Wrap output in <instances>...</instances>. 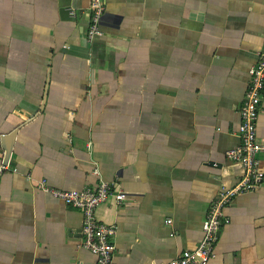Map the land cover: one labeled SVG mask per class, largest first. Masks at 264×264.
Segmentation results:
<instances>
[{
  "label": "crops",
  "instance_id": "crops-1",
  "mask_svg": "<svg viewBox=\"0 0 264 264\" xmlns=\"http://www.w3.org/2000/svg\"><path fill=\"white\" fill-rule=\"evenodd\" d=\"M89 6L0 0V163L2 136L19 128L7 161L16 171L0 176V264H95L81 212L42 180L114 182L125 202L95 212L117 227L112 264H167L196 248L219 189L242 176L225 153L239 144L264 46V0H107L92 42ZM258 159L264 174V151ZM224 216L207 264H264V180Z\"/></svg>",
  "mask_w": 264,
  "mask_h": 264
},
{
  "label": "built area",
  "instance_id": "built-area-1",
  "mask_svg": "<svg viewBox=\"0 0 264 264\" xmlns=\"http://www.w3.org/2000/svg\"><path fill=\"white\" fill-rule=\"evenodd\" d=\"M106 4L107 0H90L89 25L86 32L88 42L102 35L100 24ZM68 10L69 15L73 17L74 10L71 8ZM248 75V86L239 109L240 124L237 132L239 144L225 153L229 162L241 166L242 176L233 186L219 189L203 221V235L196 248L183 251L167 264H207L214 258L220 228L227 223L224 216L225 208L237 196L259 188L264 180L258 159L259 153L264 151V145L258 142L256 134L264 89V46L259 52L256 64L249 69ZM9 171L16 170L10 169L7 163H0V176ZM38 189L81 212V246L95 257V264H112L117 227L114 224L101 222L97 219L95 212L101 204L109 200H112L115 206H121L125 202V193L114 182L104 180L79 190L52 188L42 180ZM165 223L169 225L171 220L168 219Z\"/></svg>",
  "mask_w": 264,
  "mask_h": 264
},
{
  "label": "water",
  "instance_id": "water-1",
  "mask_svg": "<svg viewBox=\"0 0 264 264\" xmlns=\"http://www.w3.org/2000/svg\"><path fill=\"white\" fill-rule=\"evenodd\" d=\"M63 16L66 17L67 14H69V10L68 8L63 10ZM19 128L14 129L13 131H11L10 133L2 136L1 141H2V148L5 151V155H4V163H7L10 154L12 152L13 149V145L17 136Z\"/></svg>",
  "mask_w": 264,
  "mask_h": 264
}]
</instances>
